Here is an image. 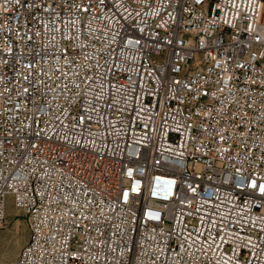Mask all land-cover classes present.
<instances>
[{"label":"built area","instance_id":"1","mask_svg":"<svg viewBox=\"0 0 264 264\" xmlns=\"http://www.w3.org/2000/svg\"><path fill=\"white\" fill-rule=\"evenodd\" d=\"M261 185L264 0H0V264H264Z\"/></svg>","mask_w":264,"mask_h":264},{"label":"bare ground","instance_id":"2","mask_svg":"<svg viewBox=\"0 0 264 264\" xmlns=\"http://www.w3.org/2000/svg\"><path fill=\"white\" fill-rule=\"evenodd\" d=\"M25 214L14 204L12 197L5 201V220L13 223L14 230L10 233L0 231V262L15 263L20 257L22 250L29 241L30 231L28 222L25 225L21 219Z\"/></svg>","mask_w":264,"mask_h":264},{"label":"rangeland","instance_id":"3","mask_svg":"<svg viewBox=\"0 0 264 264\" xmlns=\"http://www.w3.org/2000/svg\"><path fill=\"white\" fill-rule=\"evenodd\" d=\"M21 219L24 221L25 225H27V220H26V217H24V215H21ZM13 223H10L8 222L7 220H5V222L3 223V226L1 227L0 231H5L7 233H10L14 230V227H13Z\"/></svg>","mask_w":264,"mask_h":264},{"label":"snow or ice","instance_id":"4","mask_svg":"<svg viewBox=\"0 0 264 264\" xmlns=\"http://www.w3.org/2000/svg\"><path fill=\"white\" fill-rule=\"evenodd\" d=\"M253 187H256V184H255V182H253V185H252ZM260 191L261 192H264V185H261L260 186Z\"/></svg>","mask_w":264,"mask_h":264}]
</instances>
